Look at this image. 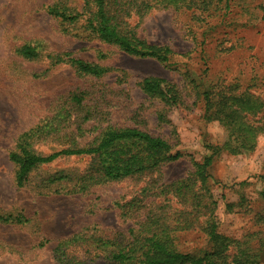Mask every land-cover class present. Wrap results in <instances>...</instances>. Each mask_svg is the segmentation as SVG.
I'll use <instances>...</instances> for the list:
<instances>
[{
	"label": "rangeland",
	"instance_id": "obj_1",
	"mask_svg": "<svg viewBox=\"0 0 264 264\" xmlns=\"http://www.w3.org/2000/svg\"><path fill=\"white\" fill-rule=\"evenodd\" d=\"M90 1L0 0V264H115L106 251L91 245H72L64 253L57 248L78 235L107 238L137 231L138 224L161 204L166 206L164 214L174 220L182 211L190 212L174 194L161 191L192 175L194 164L212 153L206 146L223 141L222 125L204 118L203 93L237 84L264 99V0H231L229 10L225 0H196L180 9L155 6L134 11L128 19L131 30L148 44L170 48L173 54L167 64L126 54L99 39L87 28ZM56 5L85 16L71 24L49 13ZM26 46L33 47L38 57L23 56L20 51ZM70 57L108 73L83 75L69 63ZM147 77L176 86L182 103L167 106L144 93L140 83ZM79 92L88 93L87 109L115 99L121 106L113 112L117 124L160 136L186 157L168 163L152 189L150 177L91 182L87 155H63L39 165L27 183L18 186L10 154L19 151L18 140L24 133L35 130L30 149L43 156L71 148L70 134L79 129L85 136L74 147L89 148L99 135L98 124L85 120L84 106L65 121L69 97ZM135 113L141 118L131 123ZM58 116L64 126L60 136L52 131ZM210 174L219 233L262 247L264 136L252 153H221ZM211 198L208 195L206 204ZM227 201L243 202L244 209L229 212ZM209 215L202 208L196 228L176 232L173 245L204 257L211 248L205 233Z\"/></svg>",
	"mask_w": 264,
	"mask_h": 264
},
{
	"label": "trees",
	"instance_id": "obj_2",
	"mask_svg": "<svg viewBox=\"0 0 264 264\" xmlns=\"http://www.w3.org/2000/svg\"><path fill=\"white\" fill-rule=\"evenodd\" d=\"M231 0H225V9L229 10ZM148 2V3H147ZM196 0H92L93 7L86 14L87 28L102 41L114 44L126 54L151 58L167 64L173 51L168 47L151 45L137 37L131 30L128 19L133 12L142 13L155 6H171L176 9L189 6ZM223 2V0H222ZM49 13L62 18L71 24L77 23L85 13L69 11L65 7H50ZM20 53L29 59L38 57L37 51L26 46ZM69 63L83 75L102 77L108 70L80 58L70 57ZM141 89L147 95L161 99L167 106H178L182 103L181 93L176 86L159 77H147L140 83ZM204 118L207 122H218L224 129L223 141L216 145H207L212 150L202 162L195 163V171L188 178L176 180L162 189L161 193H172L187 204L190 212H181L173 218L165 215L166 206L161 204L147 218L140 222L137 231L130 229L128 233L121 232L110 237H86L78 235L61 242L57 250L64 253L72 245L85 247L91 245L98 250L106 251L115 264H262L264 245L253 248L241 240H232L219 233L220 221L215 217L217 201L211 198L210 168L215 158L221 153L243 155L252 153L258 146V140L264 136V99L247 91L240 90L239 85H225L222 88L207 89L204 93ZM91 101V100H90ZM87 92L72 93L67 104L68 111L65 121L74 110L82 106L86 111V121L98 124L100 133L89 148L74 147L85 131L79 129L71 133L73 142L71 148L54 154L43 156L30 149L29 140L35 130L24 133L18 140V152L10 154V160L16 166L15 180L18 186H24L31 172L42 164L51 163L66 155H87L91 158V167L87 178L91 182L113 181L125 178L150 177V189L155 188L162 180L164 167L172 162L186 157L181 152H174V146L166 139L132 125L121 126L113 119V112L120 110V103L115 99L99 101L94 109H87ZM101 104V105H100ZM103 104V105H102ZM104 106V107H102ZM65 111V110H63ZM54 120L53 130L60 136L64 126ZM141 116L135 113L131 118L136 122ZM39 131L42 129H38ZM50 133V132H49ZM65 137L67 134H64ZM210 195L211 203L206 204ZM264 199V191L261 193ZM243 202L230 203L226 208L232 212L234 208H243ZM202 208L210 213L205 233L210 243V251L203 257L178 250L173 245L174 234L180 230L196 228L198 216ZM247 210V209H246ZM241 212V211H238ZM262 241H260L261 243ZM62 248V250H61ZM234 250V253H229ZM58 252L57 258H64ZM59 260V259H58Z\"/></svg>",
	"mask_w": 264,
	"mask_h": 264
}]
</instances>
